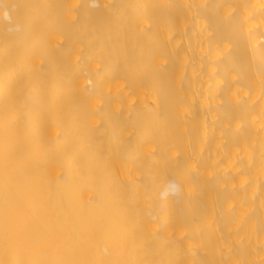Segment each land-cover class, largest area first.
Listing matches in <instances>:
<instances>
[{
    "label": "bare ground",
    "instance_id": "6f19581e",
    "mask_svg": "<svg viewBox=\"0 0 264 264\" xmlns=\"http://www.w3.org/2000/svg\"><path fill=\"white\" fill-rule=\"evenodd\" d=\"M0 264H264V0H0Z\"/></svg>",
    "mask_w": 264,
    "mask_h": 264
}]
</instances>
